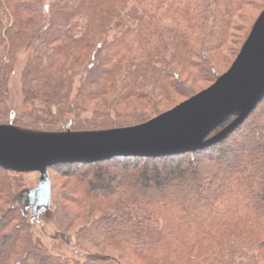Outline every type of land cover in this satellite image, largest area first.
Instances as JSON below:
<instances>
[{"label": "trees", "instance_id": "obj_1", "mask_svg": "<svg viewBox=\"0 0 264 264\" xmlns=\"http://www.w3.org/2000/svg\"><path fill=\"white\" fill-rule=\"evenodd\" d=\"M257 3L0 0V125L14 112L19 63L16 127L55 133L146 123L195 96L196 83L218 80V64L229 66L247 40V11ZM54 169H66L73 184L54 188L41 216L79 257L55 254L35 236L21 173L0 167V264H124L91 252L108 247L139 264H264V100L202 151Z\"/></svg>", "mask_w": 264, "mask_h": 264}, {"label": "water", "instance_id": "obj_2", "mask_svg": "<svg viewBox=\"0 0 264 264\" xmlns=\"http://www.w3.org/2000/svg\"><path fill=\"white\" fill-rule=\"evenodd\" d=\"M264 100V10L227 73L210 88L141 125L103 131L36 132L0 125V167L39 173L37 187L22 192L23 208L40 221L51 207L49 168L118 157L163 158L205 150L236 131ZM233 119L219 133H213Z\"/></svg>", "mask_w": 264, "mask_h": 264}, {"label": "rangeland", "instance_id": "obj_3", "mask_svg": "<svg viewBox=\"0 0 264 264\" xmlns=\"http://www.w3.org/2000/svg\"><path fill=\"white\" fill-rule=\"evenodd\" d=\"M48 2H49V0H46V3H48ZM257 2L259 3V5H257V9H249L247 11L249 18L252 19L251 23H250L251 27L253 26L254 22H256L255 20L258 19V17L260 16V14L264 10V0H257ZM22 59H23L22 57L19 58L20 61H22ZM234 61L235 60H233V62ZM233 62L227 67H223L220 64H218V66L216 68H217L219 75H220L219 78L228 72V70L230 69ZM20 66L22 67L23 65L21 63H19V66L16 68L14 74L11 77V81H10V92H11L10 104H11L13 111L16 113L17 112L19 113L20 110H22V97H21V92H20V75H21ZM212 85L213 84H209V83H204V84L199 83V82L196 83V86H195L196 95H198L202 91L210 88ZM187 100H182L180 103L178 102V104L176 106H174L173 108H170L169 110L163 112L162 114L173 110L174 108L181 105L182 103H184ZM167 105H168L167 108H169L170 106L168 103H167ZM162 114H160V115H162ZM154 118H152V119H154ZM8 122L9 121L7 120V123ZM70 130L72 132H77V130H75V128H71ZM64 131H66V130L64 129ZM70 165H75V164H70ZM63 172H67V170L64 169L61 171V169H60V171H59V169L58 170L54 169V167H53V169L49 170L50 179H51V181H53L51 183L52 191L54 188H55L54 190H57V191H65L69 188V185L71 186V184H73L72 183L73 181L71 182L66 176H64L63 174H65V173H63ZM80 174L83 175L82 173H80ZM39 176H40L39 173H23V174H21L23 191L26 189H33V188L37 187ZM21 203L23 204L22 198H21ZM28 212H29V216L31 217L30 210ZM31 225H32V231L34 232L35 236L37 238H40L41 241L44 243V245L47 248H49L51 252H53L55 254L63 255V256H66V257H69L72 259L79 257L78 253L74 252L69 245L62 243L57 238H54L55 228L49 219H44L41 216L39 222L31 220ZM91 252L107 253V254H111V255L119 257V258L123 257L124 258L123 259L124 264H139V262L137 260L133 259L132 257L129 258L126 251H120V250L112 248V247L101 248V249H92ZM128 258H129V260H128Z\"/></svg>", "mask_w": 264, "mask_h": 264}]
</instances>
